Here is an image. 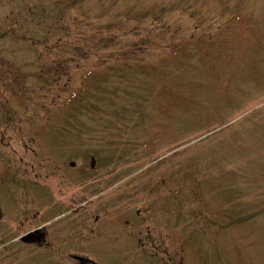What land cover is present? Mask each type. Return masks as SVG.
I'll return each instance as SVG.
<instances>
[{
    "label": "rangeland",
    "instance_id": "1",
    "mask_svg": "<svg viewBox=\"0 0 264 264\" xmlns=\"http://www.w3.org/2000/svg\"><path fill=\"white\" fill-rule=\"evenodd\" d=\"M71 2L0 0V264H264V0Z\"/></svg>",
    "mask_w": 264,
    "mask_h": 264
},
{
    "label": "flooded vegetation",
    "instance_id": "2",
    "mask_svg": "<svg viewBox=\"0 0 264 264\" xmlns=\"http://www.w3.org/2000/svg\"><path fill=\"white\" fill-rule=\"evenodd\" d=\"M81 159L82 160H81L80 164H78L77 161H74V160L70 161L69 162L70 167L68 169L64 168L65 164L63 163V166L60 167L61 168L60 170L62 172H64V174L59 173L58 178L63 177L65 179L68 178V180H69V176H72L73 181L74 180H76V181L81 180L82 189H85V193H86V191L88 193L87 185L85 184L84 181H87L89 171L90 172L95 171L97 162H91V167H89V164L86 160L87 158L81 157ZM59 166L60 165H58V167ZM57 169H59V168H57ZM46 176H48V178L50 177L49 175H46ZM44 179H46V178H44ZM85 193H82L83 195L81 197H83L85 195ZM80 200L81 199H77V201H80ZM87 204H88V200L80 203L81 207H86ZM68 206H70V203L61 201V199L53 200V196H52L51 199L44 206V209L40 208V209H37L33 212L23 211L22 213H37V216H39L40 218H42L45 213H48L49 214L48 218H51V219L47 220V222H43L37 226H34L33 228L28 229L25 232V235L20 237L21 242L25 245H36V244H38L40 246H46L48 244L47 237H46L48 230L52 228V225L55 222H58L61 219L65 218L67 216H70V215H71V218H73V220H74L72 223L74 230L70 229L71 232H69V234L77 233V234L82 235V237H83V232L88 228V226H87L88 218L79 209L77 210V209L73 208V210H75L74 213L71 210H64ZM5 216H6V213H4V217ZM3 220H4V218H3ZM26 220H27V222H25V223H24V221H21V224H19V226L25 227L29 223L28 222L30 220L29 217H27Z\"/></svg>",
    "mask_w": 264,
    "mask_h": 264
},
{
    "label": "trees",
    "instance_id": "3",
    "mask_svg": "<svg viewBox=\"0 0 264 264\" xmlns=\"http://www.w3.org/2000/svg\"><path fill=\"white\" fill-rule=\"evenodd\" d=\"M83 2H84V0H72V2H71V7L73 6V7H78V6H80L81 5V3L83 4ZM105 9H102V11H104ZM138 11H140V10H138ZM132 12V13H131ZM131 12L130 11H127V13H126V16L127 17H129V15H131V14H136L133 10H131ZM85 14H87V13H85ZM131 16H133V15H131ZM88 18H89V15H88ZM82 43V44H81ZM87 44V41H86V39H82V38H80V40H79V43H77L76 44V46L78 47V48H81V49H83V47H91L92 45H86ZM107 48V47H106ZM82 51H89V50H82ZM93 51H99V50H93ZM106 51V50H105ZM107 51H109V50H107ZM108 68V67H107Z\"/></svg>",
    "mask_w": 264,
    "mask_h": 264
},
{
    "label": "water",
    "instance_id": "4",
    "mask_svg": "<svg viewBox=\"0 0 264 264\" xmlns=\"http://www.w3.org/2000/svg\"><path fill=\"white\" fill-rule=\"evenodd\" d=\"M3 217H4V212H3V209H2L1 204H0V221L3 219ZM76 258L78 259L79 264H100V263H97L90 258L79 257V256Z\"/></svg>",
    "mask_w": 264,
    "mask_h": 264
}]
</instances>
